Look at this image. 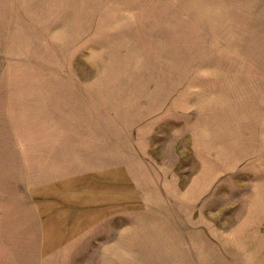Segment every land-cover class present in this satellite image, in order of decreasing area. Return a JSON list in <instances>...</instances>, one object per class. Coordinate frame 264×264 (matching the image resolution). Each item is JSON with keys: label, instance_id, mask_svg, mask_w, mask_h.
<instances>
[{"label": "rangeland", "instance_id": "obj_1", "mask_svg": "<svg viewBox=\"0 0 264 264\" xmlns=\"http://www.w3.org/2000/svg\"><path fill=\"white\" fill-rule=\"evenodd\" d=\"M0 264H264V0H0Z\"/></svg>", "mask_w": 264, "mask_h": 264}]
</instances>
